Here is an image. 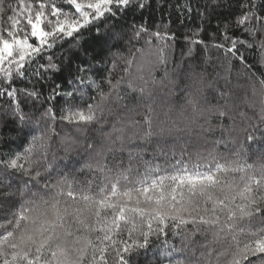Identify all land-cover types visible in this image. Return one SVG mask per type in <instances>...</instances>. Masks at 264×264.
Returning <instances> with one entry per match:
<instances>
[{
	"label": "snow or ice",
	"instance_id": "6c2138e0",
	"mask_svg": "<svg viewBox=\"0 0 264 264\" xmlns=\"http://www.w3.org/2000/svg\"><path fill=\"white\" fill-rule=\"evenodd\" d=\"M148 6V0H19L22 27L13 5L0 0V17L12 12L0 20V98H9L4 108L34 132L22 153L0 158V264H133L150 247L160 249L161 264H264V149L251 148L264 140V72L257 77L241 51L255 46L264 64V0H239L234 21L210 41L193 38L202 26L185 36L188 47L171 72L175 34L167 25L155 32L133 27L129 56L110 50L108 42L123 36L110 21ZM216 6L209 0L203 8ZM176 7L205 16L199 0ZM93 32L109 47L107 56L82 46ZM140 40L145 47L136 48L132 41ZM65 43L83 59L67 89L53 85L44 96L37 85L61 69L65 57L52 50ZM109 62L98 74L97 65ZM237 63L235 75L248 80L243 96L230 79ZM181 68L191 110L184 102L173 118L172 105L162 113L145 105L154 87L178 86ZM23 105L43 111L33 118ZM223 120L230 125L214 124ZM216 127L227 136L211 139ZM237 130L243 141L233 137ZM193 136L205 147L189 152ZM153 145L152 159H144Z\"/></svg>",
	"mask_w": 264,
	"mask_h": 264
},
{
	"label": "trees",
	"instance_id": "16d2710c",
	"mask_svg": "<svg viewBox=\"0 0 264 264\" xmlns=\"http://www.w3.org/2000/svg\"><path fill=\"white\" fill-rule=\"evenodd\" d=\"M181 2L182 0H148L149 6L144 9L129 8L127 11L122 12L114 19V21H110V23H114L116 25V31L123 33L122 38L112 39L108 42V44L111 46V52H120L125 56L130 55L129 48L131 45L128 42V37L131 35L132 29L135 26L143 24L150 31L155 32L157 30H163L160 28L161 25H167L169 32L175 34V41H172V43H174L172 61L168 64L169 71L171 72L176 64L181 63V52L186 51L188 47L185 36H191L193 31L202 26L204 31L200 33L199 37L193 38L210 41L213 33H219L224 24L234 21L235 16L240 12L239 0H217L218 6L214 8L209 7L208 10H205L203 5L208 4L209 0H199L201 11L205 12V16L202 18L195 12L189 15L187 13L178 11L176 5ZM6 3H11L16 9L17 16L21 20V26L23 27L26 21H24L23 17L19 16V8L17 7L19 0H6ZM6 15H12V12H8ZM6 15L4 17H0V20L6 19ZM232 32L241 39L246 38L244 33L241 30L236 29L234 26L232 28ZM98 35L99 33L95 32L86 34L81 40V44L84 48H87L90 53L97 54L99 56H107L109 53V47L102 45L96 39ZM66 39L71 40L70 37ZM145 39H147V37H145ZM132 44H134L136 48L145 47L143 40H140L139 42L132 41ZM52 51L56 52L57 55L62 53L65 59L59 71L49 72L48 76L50 79L41 81L40 84L37 85L41 88L44 96L49 94V90L53 85H62L65 89H67L69 87L67 81L72 75L71 69H74L76 64L83 59V57L80 55V50L71 48L67 43L63 44L62 48L53 49ZM241 51H244V54L247 57V63L253 66V71L256 73V76L259 77L260 73L264 72V64L259 62L261 55L259 50L254 46L252 49H248L247 51L244 49H241ZM137 55H139V53H137ZM110 59L111 58L109 57V61ZM184 59L187 60L188 58L185 57ZM200 61L201 57L197 55L195 62L200 63ZM240 67L241 65L237 63L233 69L230 79L233 86H238L235 87L234 90L243 96L248 85V80L243 75L240 77L235 75V73L240 70ZM110 68V62L108 65H104L102 63L98 64V74H106L105 70ZM129 71L135 72L136 69L135 67H132L129 69ZM180 72L181 76L174 77L178 79V86L172 92H169L167 87L161 89V87L156 86L153 89V97L147 98L144 104H152V107L161 113L165 111L169 105H172L174 106L172 115L173 118H175L179 113L180 106L185 102L184 94L181 89L183 88V85L187 83V80L182 78L183 68L180 69ZM122 74V70L118 69L116 75L119 76ZM153 75L158 81L161 80L164 75L163 68L156 69ZM6 99L9 98H0V158H8V154L10 153H22L28 144L31 143V137L34 134L32 131V126L26 121H21L19 114L13 115L11 109L4 108L3 102ZM153 100L155 103H153ZM212 102H215V100ZM44 107H47V105L45 104ZM22 108L33 118L38 117L40 112L43 111L42 107L37 110L32 108L31 105H23ZM141 110H143V108ZM64 123L67 124V121ZM219 123H223L225 126H228L231 122L228 120L214 121V124ZM232 135L238 141H243V135L238 130L233 132ZM226 136L227 133L224 132L223 129L216 127L211 139L225 138ZM93 139H95V137L92 133H89V141ZM181 143H183V141H181ZM172 146L173 142L170 141L164 146V150L170 152L172 150ZM154 147V145L149 146L148 152H146L144 155V159H152ZM203 147H205V145L202 142H198L195 136H193L188 151L194 152L197 149H202ZM251 148L257 152H259L261 149H264V140H260L257 143L251 144ZM176 151L179 152V144L176 145ZM221 151H223L222 147ZM57 155L59 157H63L64 152L59 150ZM71 158L72 157H70V159ZM162 160V157H158L156 162H162ZM124 161L126 164V153L124 154ZM20 163H23L25 166H27L23 159L20 161ZM62 163L68 164L69 160H63ZM9 171L12 170L10 169ZM78 178L81 180L85 179L84 176H79ZM13 183H16V181L13 180ZM169 239L173 243H179L177 237H169ZM155 243L158 242L154 241V244ZM159 252L160 249L156 247H150L147 250H141L140 255L133 259V264H149V262H152V264H161Z\"/></svg>",
	"mask_w": 264,
	"mask_h": 264
},
{
	"label": "clouds",
	"instance_id": "9594fccd",
	"mask_svg": "<svg viewBox=\"0 0 264 264\" xmlns=\"http://www.w3.org/2000/svg\"><path fill=\"white\" fill-rule=\"evenodd\" d=\"M190 92H191V96L189 97V99L195 100L197 98V93H196V86L194 84L190 86ZM183 107L186 111L191 110V105L188 104L187 102H185ZM180 110H181V108L179 109V112H180Z\"/></svg>",
	"mask_w": 264,
	"mask_h": 264
}]
</instances>
